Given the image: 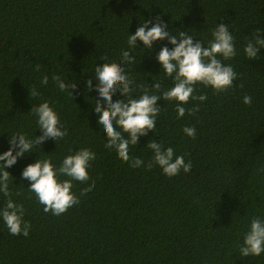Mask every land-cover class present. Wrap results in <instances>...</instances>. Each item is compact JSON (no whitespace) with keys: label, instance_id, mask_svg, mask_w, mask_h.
<instances>
[{"label":"trees","instance_id":"trees-1","mask_svg":"<svg viewBox=\"0 0 264 264\" xmlns=\"http://www.w3.org/2000/svg\"><path fill=\"white\" fill-rule=\"evenodd\" d=\"M156 16L170 32L189 31L205 43L217 23L229 24L238 50L225 61L238 73L234 88L216 93L198 85L196 94L207 100H190L185 107L199 111L182 119L172 103L159 101L166 108L157 135L150 132L130 149L147 161L151 151L145 147L155 139L184 154L192 170L173 178L158 167L133 169L108 150L88 100L96 93L85 91L96 64L105 57L118 61L128 30L134 34L139 21ZM256 28L264 29V0H0V151L8 149L9 133L35 134L28 112L48 100L68 134L58 147L53 140L37 147L57 165L81 147L96 157L88 170L93 192L60 216L45 213L20 179L39 153L8 169L16 185L23 184L13 183L11 198L24 205L31 229L28 237L13 236L0 221V264H264V256L238 252L250 219L264 215V49L256 60L243 53ZM164 43L154 44L156 51ZM147 51L137 50L136 64L127 69L143 87L154 84L143 73L160 74L155 52ZM43 74L47 86L40 85ZM53 74L83 81L74 99L55 87ZM154 79L171 85L163 72ZM33 86L38 97H30ZM244 95L252 97L251 105L243 104ZM184 126L196 127L195 139L184 135ZM73 183L77 195L87 187ZM5 202L0 195V207Z\"/></svg>","mask_w":264,"mask_h":264},{"label":"clouds","instance_id":"clouds-1","mask_svg":"<svg viewBox=\"0 0 264 264\" xmlns=\"http://www.w3.org/2000/svg\"><path fill=\"white\" fill-rule=\"evenodd\" d=\"M169 27L160 16L139 21L134 34H130L128 30L126 48L121 49L118 61H107L105 57L106 62L95 65L94 70L90 72L91 78L86 81L85 91L87 96L93 91L96 93V98L88 96V100L91 101L99 133L103 134L108 150L115 151L117 158L133 169L151 170L158 167L163 175L173 178L181 172L188 174L192 170V161L186 160L184 154H176L173 147H166L162 140L157 143L155 139H149L145 147L151 151V158L147 161L131 156L130 149L137 147L140 138L147 137L150 132L157 135L159 115L168 103L174 105L177 119L184 118L186 113L194 115L198 112V106L185 107L190 100L194 105L197 101L203 103L207 100L206 95L196 94L198 85L211 88L216 93L234 88L238 73L225 61L234 58L238 50L229 24L217 23L211 30V39L206 43L196 39L189 31L174 29L170 32ZM138 41L142 42L143 48L139 46ZM165 41L159 51H156L154 44ZM145 49L148 50L145 54L155 52L160 74L163 72L165 78L171 81L169 87H162L161 82L154 79L160 74L153 76L151 73L143 75L151 77L153 86L150 87L147 83V87H143L127 70L128 66L137 62L134 53ZM261 49H264V29L256 28L247 38L243 53L248 60H256L260 57ZM36 70L40 71L39 64ZM51 80L60 92L73 99L75 91L83 82L75 77L70 81L69 77L57 74H53ZM48 84L49 76L43 74L40 85ZM29 92L30 97L40 95L35 86ZM161 100L166 102V107L161 108L158 103ZM242 102L251 105L252 97L244 95ZM28 113L34 117L35 134L29 135L22 131L9 133V147L6 151H0V195L6 198V202L0 207V221L10 235L24 237L29 236L31 224L24 219V205L11 198L13 183L16 187L23 184L17 186L16 178L8 169L26 154L39 153V158L34 163L23 168L20 179L28 181L27 191L35 194L45 213L51 212L54 216H60L77 206L81 198L93 192L95 185L89 182L88 170L96 158L91 149L81 147L75 152L70 151L57 165L49 158V154L37 147L48 140L55 141L58 147L57 142L68 134L53 102L43 100L32 104ZM37 130L41 133L39 136L36 135ZM182 131L186 137L196 138L195 126H184ZM41 152L44 153L43 156ZM73 182L87 187L77 195L73 191ZM238 252L242 258L264 256V215H256L250 219Z\"/></svg>","mask_w":264,"mask_h":264}]
</instances>
